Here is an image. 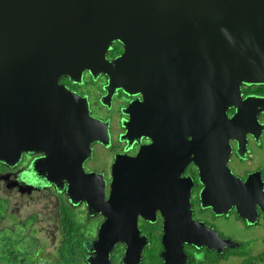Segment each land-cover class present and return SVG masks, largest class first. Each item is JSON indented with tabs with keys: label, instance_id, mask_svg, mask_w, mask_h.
Returning a JSON list of instances; mask_svg holds the SVG:
<instances>
[{
	"label": "water",
	"instance_id": "water-1",
	"mask_svg": "<svg viewBox=\"0 0 264 264\" xmlns=\"http://www.w3.org/2000/svg\"><path fill=\"white\" fill-rule=\"evenodd\" d=\"M116 42L122 52L108 57ZM85 71L105 75L101 103L118 87L140 95L122 109L120 139L153 142L113 156L108 189L84 168L92 145L108 142L107 122L61 81L80 83ZM244 85L264 86V0H0V163L40 152L31 167L43 180L83 201L88 215H103L88 264H111L117 242L121 264H140L147 240L137 216L153 222L156 210L163 264H187L183 244L218 256L237 245L191 217L189 178L179 177L192 159L201 206L257 221L260 171L244 179L227 163L230 140L240 155L246 134L264 128V95L244 96Z\"/></svg>",
	"mask_w": 264,
	"mask_h": 264
},
{
	"label": "flooded vegetation",
	"instance_id": "flooded-vegetation-1",
	"mask_svg": "<svg viewBox=\"0 0 264 264\" xmlns=\"http://www.w3.org/2000/svg\"><path fill=\"white\" fill-rule=\"evenodd\" d=\"M114 44L120 45V50L112 53L111 49L108 52V57H114L122 52V46L120 43L116 42ZM113 44V45H114ZM112 45V47H113ZM61 81L72 91H76L79 94L87 96L89 100V108L92 115L101 119L102 121L107 122V132H108V142L105 145L100 143H94L92 145V155L84 162V168L86 171H93L96 173H101L106 181V188L111 181V163L113 156L116 153L126 154L129 156H135L141 145H150L153 144L152 140L147 137H140L138 142L133 141L131 144H127L126 140H121L120 135L124 133V128L122 126V121L128 119V115L122 111L124 107L133 99L140 98L139 94L130 95L124 92L121 88H116L113 95L109 99V103L105 100V103H101L100 97L104 94V84L106 82L105 75H100L95 79H92L90 74L85 71L83 73V78L80 83L69 82L66 78H62ZM243 86V95L252 94V95H264L257 92H244ZM234 109H230L228 114H232ZM257 120L260 124H264V112L260 113L257 117ZM247 142L246 146L243 149L242 153L239 155L236 151V142L230 140L231 145V154L228 159V165L232 172L240 176L241 178H246L250 173H254L251 177H256V172L260 171L263 187H264V128L260 129L257 134L248 133L246 134ZM176 150V149H174ZM40 152H27L23 151L22 156L17 164L14 166H7L3 164V168L0 169V179H2L7 187L15 185L18 189L22 188L23 193L31 194L35 192H45L50 191L55 194L58 198L59 211L61 210V201H64V205L74 208V211L78 209L75 206H79L82 209L83 216H85L87 221L94 222L91 228H85L84 232L86 233L87 238L83 240L82 247L84 250V255L82 260L87 263V245L91 242L95 235L97 227L103 221V215H88L86 205L82 201L81 203H71L65 196L64 192L57 191L54 185L49 184L48 181H44L42 176L36 172L31 167V163L34 158H37L40 155ZM193 156V153L190 154V157ZM9 174L8 177L3 178L2 176ZM188 177L189 179L186 182L190 183L191 188L189 191V202L192 209L191 217L198 221H203L208 226L214 228L217 233L223 238H230L228 234L224 233L225 224L230 226L233 224L229 221L233 217L236 221L240 222L244 228H250L252 225H263L264 224V211H258V218L255 223H246L244 219L240 218L233 207L229 209L226 214H218L212 211L209 206H201L199 202V191L201 188V183L198 178L197 169L195 163L192 159L188 160L186 167L183 169L179 178ZM190 180V181H189ZM178 192V191H176ZM159 223L158 232L160 247L157 249V255L159 256L162 245H161V235H162V217L158 210H156V219L153 222L146 221L141 214L137 216V227L140 230L141 235L146 236L147 244L142 250L140 264H144L146 255L145 250L152 247L153 242L151 240V231L154 228L153 224ZM92 230V231H91ZM226 232V231H225ZM227 233V232H226ZM254 240V239H250ZM250 244V243H249ZM188 244H183V252L188 256L187 264L190 261L189 254L187 253ZM200 247L198 249H203ZM227 246L222 249V253ZM124 244L122 242H117L112 251L109 254V259L111 264H121V258L123 256ZM194 251V250H193ZM216 252V250L214 249ZM195 252V251H194ZM217 253V252H216ZM160 257V256H159ZM161 258V257H160ZM161 264L162 259H161Z\"/></svg>",
	"mask_w": 264,
	"mask_h": 264
},
{
	"label": "trees",
	"instance_id": "trees-1",
	"mask_svg": "<svg viewBox=\"0 0 264 264\" xmlns=\"http://www.w3.org/2000/svg\"><path fill=\"white\" fill-rule=\"evenodd\" d=\"M120 49L119 44H114L111 52L115 53ZM251 91L262 94L264 93V86L246 85L244 87L245 93ZM2 168L3 164L0 163V169ZM63 203L62 200L60 205L61 239L55 247L53 255L44 257L42 249L37 247V239L32 235L30 238L26 237L24 233L27 231V221L23 224L14 223L11 227L0 226V264H85L82 260L84 255L82 243L87 238L83 230L84 227L76 222L74 208ZM4 206L7 208L5 202L0 199V223L6 217ZM153 225L154 228L151 231L153 245L145 250L147 255L144 264H161V258L157 255V249L160 247L159 223ZM249 241L250 239L237 242L236 246L226 248L221 256H218L214 250L205 248L200 250L189 245L187 246V253L190 257L188 264H217L219 261L226 260L231 256L242 257L238 264H264V249L257 254H252Z\"/></svg>",
	"mask_w": 264,
	"mask_h": 264
},
{
	"label": "rangeland",
	"instance_id": "rangeland-1",
	"mask_svg": "<svg viewBox=\"0 0 264 264\" xmlns=\"http://www.w3.org/2000/svg\"><path fill=\"white\" fill-rule=\"evenodd\" d=\"M20 189L15 185L7 187L6 183L0 179V199L7 206V208L4 206L6 217L3 218L0 226L11 227L14 223L23 224V222L27 221V234L24 233L26 237H35L38 241L37 247L42 249L44 257L47 255L51 256L61 239V213L59 211L58 198L50 191L26 194L21 192ZM75 207L78 209L74 211L76 222L83 225V230L86 227L91 228L94 222L87 221L88 219L86 220L82 214L83 212H81L82 209L79 206ZM229 221L233 224L230 226L227 225L228 223L225 224L224 233L228 234L233 241L239 242L254 239L249 241L252 254H257L264 249V224L244 228L233 217ZM198 255L200 256V254ZM241 259L242 257L231 256L226 260L219 261L217 264H238Z\"/></svg>",
	"mask_w": 264,
	"mask_h": 264
}]
</instances>
